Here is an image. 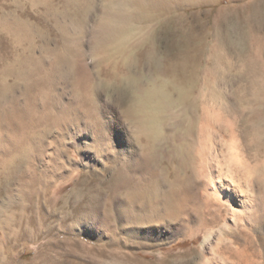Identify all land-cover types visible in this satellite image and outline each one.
Listing matches in <instances>:
<instances>
[{
	"label": "rangeland",
	"instance_id": "1",
	"mask_svg": "<svg viewBox=\"0 0 264 264\" xmlns=\"http://www.w3.org/2000/svg\"><path fill=\"white\" fill-rule=\"evenodd\" d=\"M90 2L95 8L89 25L84 35L78 36L84 27L61 17L62 13L86 12ZM156 2L159 7L151 11L149 7L139 10L114 4L121 13L116 18L120 30L103 54L95 56V34L101 17L112 8L110 0H0V72L13 63L19 47L21 51L28 48L29 39L35 43L34 55L45 59L46 68L53 64L47 50L64 53L63 48L69 45L71 52L80 49L83 55H67L68 69L71 63L82 66L94 76L93 86L98 89L94 103L82 106L75 95V80L65 72L54 75L51 104L67 106L66 118L47 109L48 99L38 104V110L26 106L18 118L8 100L0 104V162L13 148L31 143L29 162L18 169L24 179L12 181L0 195V248L4 249H0V264H264V0ZM76 39L81 47L74 45ZM181 39L189 41L193 55L199 50V59L181 73L168 72L170 62L163 49ZM100 62L110 70L120 65L118 82L108 77L98 80ZM176 73L185 77L182 85L178 81L181 75ZM9 80H5L8 85ZM111 111H132L147 136L149 133L153 140L149 162L140 174L154 175L160 188L168 187L161 172L165 162L178 171L189 162V155L205 147L211 149L217 142L220 168L244 186L256 207L249 213L241 211L235 223L227 219L221 200L206 188L212 177L207 169L205 185L198 191L195 184L189 188L187 214L171 215L163 205L139 209L131 223L144 227L169 224L173 232L167 237L140 238L125 230L130 224L125 219L97 217L94 211L103 213V204L84 203L83 195L81 200L77 196L69 199L81 175H87L93 184L103 175L106 181L112 180L114 171L110 162L94 169L80 166L78 171L69 165L61 180L57 157L60 132L72 122L99 126ZM62 149L80 160L70 143ZM4 173L0 169V179L10 172ZM195 192L203 199L200 206L193 198ZM118 201L120 209L129 206L125 197ZM78 207L84 208L82 214Z\"/></svg>",
	"mask_w": 264,
	"mask_h": 264
},
{
	"label": "bare ground",
	"instance_id": "2",
	"mask_svg": "<svg viewBox=\"0 0 264 264\" xmlns=\"http://www.w3.org/2000/svg\"><path fill=\"white\" fill-rule=\"evenodd\" d=\"M110 4L112 8H110L109 11L107 10L108 12L104 13V15L101 17L98 23V29L95 34L96 37L95 38L96 47L94 51L95 56H99L100 54H103L102 51L108 45L109 40L112 38V36L117 30H120L121 25L117 23L118 20H116V18H118L119 14L121 13L118 12L117 7L113 8L114 4L115 6H118L119 4H126L128 6H131L139 10H142L145 7H149L150 11L151 8L152 10L153 9L155 10L156 8L159 7L156 0H110ZM80 7H81L80 9L83 8L82 6ZM94 8H95V4H93V2H90L89 9L86 10V12L77 10L78 12L76 11L74 15H71V13L69 12H64L62 13L63 15L61 17H64L65 19L69 18L70 20L73 19L74 22L77 21V24L78 23L81 24L80 26H83L84 29L80 30L79 27L77 26V29L80 30V34L79 31L76 32L78 33V36L84 35L86 31V25L90 21V15ZM146 10L149 12V9ZM136 17L138 18L139 16ZM134 20H136V18ZM119 22L121 21L119 20ZM139 22L140 24H142L141 21ZM61 25L62 22L60 26ZM61 28L64 29V31L66 29L64 25H62ZM66 42L70 43L69 39ZM28 43H29L28 48L26 47V49L22 51L19 49L21 47L18 46L19 47L18 55L16 56L15 59H13L14 61L12 64H10L11 66L9 65V67L5 71L0 72V104L3 101L8 100L11 103V106H13L14 108L12 114L15 116V118H18L20 116L21 110H25L29 106L30 107L32 106L33 109L35 108V110H38V108H40L39 107L40 105L38 104L40 102L42 103V101L44 102V100L47 99L49 100L48 103L46 104L48 105L47 109L50 108L51 109L50 111H56L57 113L61 112V114L59 113L60 117L66 118L65 113H67L66 110H68L67 106L63 105L61 107L60 105H57V103L56 104L53 103V105L51 104V100L53 101L54 91H55V85L52 82L53 80L52 77H54V75H57L59 72L60 73L65 72L64 75H68L70 76V78L75 80V95L82 101L81 104L82 106H88V105L90 106V104H92V101L94 103L93 96L94 94H96L95 92L98 90V89L95 90V87L93 86L95 81L94 76H92L90 72H87L82 66L77 65L76 63H71L72 68L68 69L70 63L68 62L66 56L73 53L71 52L69 45L68 46L66 45L63 48L64 53L58 51V49L47 50L48 55H50V57L52 56L53 59V64H51L49 68L47 67L48 68L47 69L46 62L44 61L45 59L40 60L34 55L36 50L34 41L29 39ZM73 43L74 45L76 44L78 47H81V41H79L78 39L73 41ZM142 49L140 51H144V49L143 50ZM163 50L165 51V52L163 51L165 53V56L167 55L170 62L167 64L169 65V69L167 70H169L168 72H174V73L176 71H178V73L183 72L191 62L194 63L199 59V53H200L198 52L199 50L196 49L195 51L197 53L193 55L191 51L190 43L188 40L185 39H181L175 43H167L165 49ZM146 53L147 51L144 54ZM73 54L77 58H81V56L83 55L80 49H78L77 52ZM174 61L176 63H174ZM100 63L101 64L98 66V71H97L98 80L101 77H108L110 78L111 81L118 82L121 73L120 65L119 67L113 66V68H111L110 70L108 66H105V64L102 65V62ZM186 72L187 71H185V73ZM164 74L167 75V73ZM177 75H181V77L178 76L181 79L178 80L180 81V83L181 81H184L185 77L182 74H177ZM172 77L174 76L172 75ZM8 78L10 79L9 81L11 82L9 83V85L6 84L5 82V80L6 79L8 80ZM187 79L189 78L187 77ZM100 80H103V78ZM62 108L64 110H62ZM115 112L112 113L111 111L110 113H107L106 116L104 117V122H102V124L99 126H95V127L81 126L80 124L72 122V124L70 125H65L64 130L60 132L61 144H60V150L57 153V157H58V175L59 178H61V180L64 179L69 165L70 167L73 168V171H78L80 166L84 168L94 169L100 166V164L106 166L105 165L106 162L107 163L110 162L109 166H111L114 171V178L112 180H109L110 178H108L109 181H106L107 179L105 180L103 175L100 176V178L98 179L95 178L97 180L93 184L87 181L89 179L87 175H81V177L75 182L74 188L70 193L69 199L70 198L73 199L74 197L73 200H75L76 199L75 197L77 196L80 197L81 200V197L83 195L85 197V201H83L84 203L86 202L93 204L95 203L97 205L103 204V213L101 211H94L97 217L104 215V217H107L108 219L111 220L115 218H120L122 220L125 219L128 223H130L124 227L125 230H128L130 233L140 238H147V235L153 236L155 238L167 237L169 234L173 232L169 224L158 225L155 223L154 224L150 223V225H146L144 227L139 225L136 226L133 223H131L132 222L131 220L134 218L135 215H137L139 209L144 207L147 208L149 206L158 207L163 205L166 207V209L171 215L182 216L184 214H187V210H188L187 208L190 205L191 191L189 188L193 184H195L194 189L195 190L197 189L198 191L201 185H205V182L203 184V177H205L204 173L207 169L211 171L210 175L212 177L211 178L209 177L210 182L206 184V188L209 190L210 194L213 197L221 200L226 211L227 219L235 223L236 220L239 219L241 214H243V213L240 214L241 211L245 213H249L252 211L254 207H256L254 206L251 197L247 194V191H245L244 186H242L237 180H235L236 178L234 179L230 177L220 168L217 161V154H218L217 151L219 150L217 142L215 143V145L217 144L216 147H214L215 145H212L211 149L205 147V149H203L202 151L199 149L200 151L198 150V152L189 155L187 158L189 162L185 165L180 164L181 167L179 170H178L179 167L177 166L178 171H174L171 169V165H170L171 162L170 163L168 161L165 162L164 165L161 167V172L163 175V179L166 181L168 187L166 190L160 188L159 184L157 185L155 181L156 179L154 178V175L148 178L146 176H148L149 173L145 174L146 176L140 174V172H142L143 166L148 165L149 162V159L147 157H149L148 155L151 152V148H152L151 143L153 141V140L152 141L149 140L148 138L149 133L147 136L146 130H143L145 128H143L142 127L143 125H141L142 123H140L141 121L134 117L132 111L116 112V113ZM62 115H64L65 117H63ZM88 124L89 123H87V125ZM18 140L20 139L18 138ZM67 142L70 143L72 148L79 154L80 160L75 161L66 152V150L62 149ZM200 143L202 144L201 140ZM157 145L158 144L155 145L156 146L155 148H157ZM30 147H31V143L29 142L24 144L23 146L19 145L18 147L12 149L11 151L12 153L8 158H5L3 161L0 162V169L4 170L5 173L6 170L10 172L4 178L0 179L1 181L0 195H2L5 192L6 186L10 185L12 181L16 180L17 178L19 180L24 179V176L20 175L21 173H19L20 171H18V169L20 164L24 166L27 165V163L29 162ZM112 168L110 169L111 171ZM105 169L106 168H104V170ZM184 174L186 177H183ZM181 175H183L182 178H180ZM187 175H189V177H187ZM169 176H173V178H175V181L174 180L170 181L171 179ZM119 197H125L128 199L129 206L127 208L120 209L119 207H117V204L119 202L118 201ZM193 198L196 200L197 206H200L201 202H203V199L199 197L197 192L194 193ZM61 202L64 203L65 201L61 200ZM83 202L81 201L80 203L82 204ZM82 208L83 207L77 208L79 214L80 213L82 214L84 212V211L82 212V210L84 209ZM0 212H2V209L0 210ZM157 217L159 218V216ZM20 222L23 221L20 220ZM28 224H31V220H29ZM0 229L2 228L0 227ZM19 239H21V237L16 239L17 242L19 241ZM1 250L4 251V249Z\"/></svg>",
	"mask_w": 264,
	"mask_h": 264
}]
</instances>
